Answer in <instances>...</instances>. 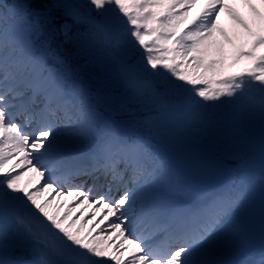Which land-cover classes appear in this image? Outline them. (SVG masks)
I'll use <instances>...</instances> for the list:
<instances>
[{
	"label": "snow or ice",
	"instance_id": "obj_1",
	"mask_svg": "<svg viewBox=\"0 0 264 264\" xmlns=\"http://www.w3.org/2000/svg\"><path fill=\"white\" fill-rule=\"evenodd\" d=\"M199 2L0 0V264H264V163L259 178L242 171L189 205L159 193L168 161L141 131L231 107L258 111L264 134V0H242L251 20L228 0H203L189 19ZM81 177L86 190L71 183ZM62 186L75 204L63 211L47 198Z\"/></svg>",
	"mask_w": 264,
	"mask_h": 264
},
{
	"label": "rangeland",
	"instance_id": "obj_2",
	"mask_svg": "<svg viewBox=\"0 0 264 264\" xmlns=\"http://www.w3.org/2000/svg\"><path fill=\"white\" fill-rule=\"evenodd\" d=\"M201 2H203V0H200L199 3H201ZM199 3L197 4L196 8L198 7ZM196 8H194V9H192L190 11V13L191 12L192 13H191V15H189V19H191V16H193V15L196 14V12H197ZM245 9L246 8H243L242 11L245 10ZM227 18H228V15L226 13H224V12H221V14H220V22L219 23H220V26L222 28H224L225 31L229 34V36H233L234 32H236L237 29H236V27H235V25H234L233 22L230 21L229 22L230 24H228ZM237 43H239V41H237ZM187 137H189V136H186L185 135V132H183V135H181V139H183L186 142V140H188ZM219 140H220V138H217L216 139V141L214 142V147L215 148L213 150H210V153H205V152L202 151L201 148H199L198 146H196L197 143H198V141L192 142V145L193 146L189 145V146H187V148L188 149H191V151H193L195 153H202V154L216 156L219 159L225 161L226 164H227V166L231 170H235V171H236V169L243 170L244 166H250L252 168L255 167L256 169L258 167L257 170H260L261 171L262 163H264V152H262L259 148H257L258 146L257 147L256 146H254V147L253 146H250V149L248 151L249 154L245 158L244 154L247 153L246 152L247 151V148L245 149V152H239L237 154L231 153L230 146H228V148H227L226 151H220L218 145H223V142L222 141L219 142ZM244 158H245V160H244ZM17 171H19V172L22 173V179L21 180L25 181L23 179L24 178V175L27 176L26 181L23 182V183L21 182V186L22 187L27 186L28 190H31L32 187L36 184V182H34L35 175L32 174V173H30L26 167L25 168H22V169H18ZM27 173H28V175H26ZM232 179H235V176L234 175L232 176ZM28 181L30 182V185H27L26 184V183H28ZM38 187H39V185L35 186V188H38ZM181 189H184V188L182 187ZM200 191H205V190H201V189L195 188V190H189L187 192L192 197V196L195 195V193L200 192ZM41 192H43V189H41ZM47 197H50L49 199H50V202H51V205H52L53 200L58 199L57 197H59L60 199H62L64 197L65 198L66 197L67 198H70L71 196H66V195L65 196H57L55 193H48L47 194ZM42 198H44V197H42ZM67 202H64V203H67ZM71 202H73L72 199H71ZM69 206L70 205L68 204V205L63 206V207H66L67 208ZM71 206L75 207L74 202L71 204ZM87 210L88 209L85 210V220H89V218H88L89 217V215H88L89 212H87ZM98 210L100 211L99 213L106 215V210H102V209H98ZM74 213H76L77 215H79L77 212H74ZM74 213H73V216H77V215H74ZM99 213L97 214L98 216H99ZM96 220H99V219H96ZM101 227H106V222H105V224H102ZM250 247H252V246H250ZM258 247H259V245L258 246H255V247H252V248L258 249ZM226 257H227V260L228 259H237V258H240V254H239V252H237L235 254H228V255H226Z\"/></svg>",
	"mask_w": 264,
	"mask_h": 264
},
{
	"label": "water",
	"instance_id": "obj_3",
	"mask_svg": "<svg viewBox=\"0 0 264 264\" xmlns=\"http://www.w3.org/2000/svg\"><path fill=\"white\" fill-rule=\"evenodd\" d=\"M170 160L175 168L195 179L202 187H214L228 178L224 165L214 158H202L186 153L172 154ZM249 240H260L258 225L252 231Z\"/></svg>",
	"mask_w": 264,
	"mask_h": 264
},
{
	"label": "trees",
	"instance_id": "obj_4",
	"mask_svg": "<svg viewBox=\"0 0 264 264\" xmlns=\"http://www.w3.org/2000/svg\"><path fill=\"white\" fill-rule=\"evenodd\" d=\"M7 3H11V0H5ZM71 22V21H69ZM77 28H73V31L75 32ZM63 37L62 34L57 33L53 39V46H55L57 43H60L62 41ZM65 54L68 56V63L70 65L71 70L78 74L82 79L84 80H89L92 72L94 69L91 67L85 66L86 58L83 56H78L74 52V46L71 44H68L65 46ZM71 53V54H69ZM122 119H126V116L120 112H117ZM143 118V116H141ZM145 129V128H144ZM164 128H158V127H153V131H159ZM143 129H141L142 131Z\"/></svg>",
	"mask_w": 264,
	"mask_h": 264
},
{
	"label": "bare ground",
	"instance_id": "obj_5",
	"mask_svg": "<svg viewBox=\"0 0 264 264\" xmlns=\"http://www.w3.org/2000/svg\"><path fill=\"white\" fill-rule=\"evenodd\" d=\"M257 7H259V5L257 4ZM245 14L247 15V16H251V15H249L250 14V12H249V10L247 9V10H245ZM250 20H251V18H250Z\"/></svg>",
	"mask_w": 264,
	"mask_h": 264
}]
</instances>
